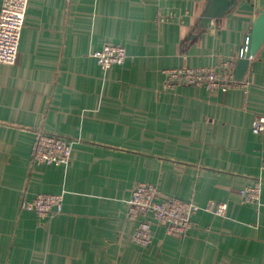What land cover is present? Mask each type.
<instances>
[{
    "label": "crops",
    "instance_id": "crops-1",
    "mask_svg": "<svg viewBox=\"0 0 264 264\" xmlns=\"http://www.w3.org/2000/svg\"><path fill=\"white\" fill-rule=\"evenodd\" d=\"M209 0H29L15 64L0 63V264H264V44L230 90L164 88L165 71L233 65L264 0L200 26ZM125 47L107 72L92 52ZM233 74V72H232ZM72 142L71 162L32 161L38 133ZM199 210L183 236L126 214L138 183ZM261 184L260 202L239 191ZM62 193L60 213L22 208Z\"/></svg>",
    "mask_w": 264,
    "mask_h": 264
},
{
    "label": "built area",
    "instance_id": "built-area-1",
    "mask_svg": "<svg viewBox=\"0 0 264 264\" xmlns=\"http://www.w3.org/2000/svg\"><path fill=\"white\" fill-rule=\"evenodd\" d=\"M29 0H0V63L15 64L18 59L21 32L27 13ZM102 72L113 66L122 65L127 57L125 47L104 43L92 52ZM164 88L173 90L180 86L206 88L226 92L240 83L235 82L231 65L224 62L219 67L192 68L183 66L168 69L165 72ZM264 130V117L259 116L252 123V132L259 134ZM72 142L60 136L38 133L36 136L32 161L37 165H62L71 162ZM264 169V157L263 165ZM261 184L256 182L239 191L243 202H260ZM62 193L38 194L32 200L25 201L22 208L33 211L41 217L52 216L61 211ZM224 216L226 203H207L200 206L193 201L177 198L160 199L157 188L152 183L141 182L133 186L127 200L128 218L137 220L131 234L136 245L146 248L152 241V227L161 226L168 236H183L191 225V217L199 210Z\"/></svg>",
    "mask_w": 264,
    "mask_h": 264
},
{
    "label": "water",
    "instance_id": "water-1",
    "mask_svg": "<svg viewBox=\"0 0 264 264\" xmlns=\"http://www.w3.org/2000/svg\"><path fill=\"white\" fill-rule=\"evenodd\" d=\"M238 0H209L200 20V26H213V21L221 18L232 9ZM264 44V9L253 20L249 33L244 39L237 59L233 65L235 82H242L248 72L251 60L258 54Z\"/></svg>",
    "mask_w": 264,
    "mask_h": 264
},
{
    "label": "rangeland",
    "instance_id": "rangeland-1",
    "mask_svg": "<svg viewBox=\"0 0 264 264\" xmlns=\"http://www.w3.org/2000/svg\"><path fill=\"white\" fill-rule=\"evenodd\" d=\"M187 87H190V86H187ZM194 88H196V87H194Z\"/></svg>",
    "mask_w": 264,
    "mask_h": 264
}]
</instances>
